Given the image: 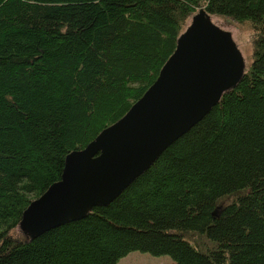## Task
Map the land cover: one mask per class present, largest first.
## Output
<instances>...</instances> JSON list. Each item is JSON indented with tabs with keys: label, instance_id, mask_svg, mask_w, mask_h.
I'll list each match as a JSON object with an SVG mask.
<instances>
[{
	"label": "trees",
	"instance_id": "1",
	"mask_svg": "<svg viewBox=\"0 0 264 264\" xmlns=\"http://www.w3.org/2000/svg\"><path fill=\"white\" fill-rule=\"evenodd\" d=\"M200 10L254 32L239 84L108 206L15 237L66 156L143 97ZM132 252L264 264V0H0V264H117Z\"/></svg>",
	"mask_w": 264,
	"mask_h": 264
},
{
	"label": "water",
	"instance_id": "2",
	"mask_svg": "<svg viewBox=\"0 0 264 264\" xmlns=\"http://www.w3.org/2000/svg\"><path fill=\"white\" fill-rule=\"evenodd\" d=\"M244 75L231 35L200 10L143 97L83 150L66 156L60 181L29 204L20 231L34 240L108 206Z\"/></svg>",
	"mask_w": 264,
	"mask_h": 264
},
{
	"label": "rangeland",
	"instance_id": "3",
	"mask_svg": "<svg viewBox=\"0 0 264 264\" xmlns=\"http://www.w3.org/2000/svg\"><path fill=\"white\" fill-rule=\"evenodd\" d=\"M212 24L223 31L230 34L233 42L235 43L237 51L240 53L244 65V73H247L251 67L253 60L254 50V32L248 25H242L235 23L228 17L224 16H212ZM229 202V198L224 199L219 203V206H223ZM15 237H24L25 235L20 229L13 232ZM26 236V235H25ZM173 260L170 256H152L147 253L132 252L124 258L120 259L117 264H172Z\"/></svg>",
	"mask_w": 264,
	"mask_h": 264
},
{
	"label": "bare ground",
	"instance_id": "4",
	"mask_svg": "<svg viewBox=\"0 0 264 264\" xmlns=\"http://www.w3.org/2000/svg\"><path fill=\"white\" fill-rule=\"evenodd\" d=\"M206 12V11H205ZM246 74V73H245ZM94 210V209H93ZM88 217V216H87ZM84 220V219H83ZM70 225V224H69ZM55 230V229H54ZM38 239V238H37Z\"/></svg>",
	"mask_w": 264,
	"mask_h": 264
}]
</instances>
